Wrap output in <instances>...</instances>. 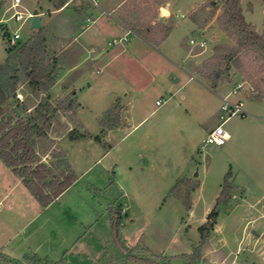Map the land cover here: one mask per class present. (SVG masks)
I'll use <instances>...</instances> for the list:
<instances>
[{
    "label": "rangeland",
    "instance_id": "obj_1",
    "mask_svg": "<svg viewBox=\"0 0 264 264\" xmlns=\"http://www.w3.org/2000/svg\"><path fill=\"white\" fill-rule=\"evenodd\" d=\"M23 1L31 10L37 2H43L38 10L43 12L46 21L45 25L39 27H42L46 38L45 61L50 63L57 59L58 62L56 81L61 70L62 51L65 50L69 56L64 62L66 66L82 53L78 39L72 40L74 31H82L86 27L82 24L80 28L75 27L76 11L80 10L78 17L84 19L90 9L85 4L72 6L73 3L68 1V7L58 17L55 12H50L58 5V0H49V4L45 0ZM116 1L102 0L99 4L109 8ZM140 1L124 0L121 7L120 14L125 15L123 20L129 27L137 24L135 6ZM167 2L171 3L169 8L177 16L167 13L161 17L160 10H168ZM167 2L155 9V17L162 23L158 26L155 24L154 38L151 40H158L165 28H171L176 18V31L166 42V47L158 46L157 49L165 55L166 48L181 49L177 62L186 71H183L177 84L167 85L164 73L169 68L167 63H160L161 58L152 47H142L137 56L125 53V73L141 90L138 95L130 91L124 98L130 113L129 124L135 125L142 118L145 119L117 149L106 155H103L108 149L106 144H98L92 139L76 147H67L68 157L75 164V174L83 173L85 169L87 171L76 184L79 192L73 198L72 205L70 201L67 202L70 208L77 211L76 216L80 219L75 236L78 242L68 249L63 259L56 260L57 264H156L162 257L169 264H264V256L259 254L260 251L264 254V97L261 100L253 99V93L251 95L249 92L252 83L234 69H231L230 85L226 84L221 90L211 88L194 71L214 53L215 46L233 44V35L224 31L216 18L222 12L220 0ZM213 2L218 3V7L214 16L209 18ZM0 3L3 7L0 8L1 13L8 16L6 9L9 0ZM240 3L244 19L255 25L259 33L264 31V0H241ZM2 24L0 29L3 30L6 27L1 28ZM8 26L9 31L17 28L12 21H8ZM96 26L92 25L83 34L87 36L92 33ZM36 29L31 28L30 20H25L19 26L18 41L29 39ZM158 29L161 32L157 33ZM199 33H203L207 46L204 49L189 48V37ZM103 44L108 48H122L121 42ZM6 56L4 38L0 32V64ZM96 67L98 65L92 70ZM157 73L159 79L147 84ZM188 74L195 78L187 81ZM75 75L76 72L71 73L55 86L54 81L49 91L53 104L67 97L75 100L72 92L64 87ZM98 76L100 74L91 72L90 86L84 84L83 88L80 87L82 93H79L81 101L89 105V109H83L81 113H85L90 128L95 126L94 113L101 107L104 96L103 88L92 82V79L101 78ZM257 78L264 86V73ZM237 83L240 87L230 95V99L241 100L247 114L231 115L223 122L230 138L222 146L201 147V140L208 130L222 121L220 98ZM168 92L171 96L164 100ZM16 93L18 100H23L27 105H35L44 96L27 86L23 73L19 74ZM156 100L160 104H156ZM76 108L75 101L72 110L58 111L47 129V137L38 139L36 150L42 162L53 161L55 154L60 150L63 152L61 143L71 141L67 137L68 123L72 124L71 129L75 133L83 131L74 118ZM88 146H95V149L87 152ZM0 166H5L1 160ZM196 169L198 176L193 177ZM229 170L233 183L231 199L220 207L215 233H211L213 227L208 242L201 247V259L190 262L194 245L199 240L198 227L214 206L224 175ZM118 178L124 185V191L117 186ZM182 178L200 185L199 193L190 196L192 212L176 195L179 193L182 196L185 182L181 189L172 190L176 181ZM87 190L92 193L91 197L84 194ZM256 233H261V237H257ZM20 262L32 264L25 258ZM0 264L16 263L0 257Z\"/></svg>",
    "mask_w": 264,
    "mask_h": 264
},
{
    "label": "trees",
    "instance_id": "obj_2",
    "mask_svg": "<svg viewBox=\"0 0 264 264\" xmlns=\"http://www.w3.org/2000/svg\"><path fill=\"white\" fill-rule=\"evenodd\" d=\"M57 6L72 0H58ZM167 0H141L136 6L137 24L130 29L145 40L154 38L153 29L158 22L155 9ZM241 0H220L222 12L216 17L221 28L233 35V44L230 46H215L214 53L194 69L198 77L215 88L218 83L231 80V69L236 70L246 81L252 83L249 92L253 99L261 100L264 97V86L257 76L264 73V31L258 32L255 25L247 22L243 16ZM218 3H212L209 18L215 14ZM158 11V10H157ZM155 17V19H153ZM156 30V29H155ZM160 38L154 43L163 40L169 33L170 27L165 28ZM161 32L160 29L157 33ZM7 56L0 64V160L21 179L26 189L33 195L42 207L54 201L76 179L71 164L60 150L49 163L41 161L36 150L38 139L47 137V129L51 120L58 111L72 110L75 100L69 97L61 101L50 100V88L55 81L58 70L57 59L46 62L45 34L42 27H38L29 39L10 45L8 34H2ZM23 73L27 86L44 96L35 105H27L17 98V82L19 74ZM252 92V93H251ZM123 106L119 99L115 100L99 119L102 127L100 134L93 135L83 130L76 132L71 129L67 133L69 140L93 139L101 142L105 129H111L119 124ZM185 182V183H184ZM184 192L176 195L181 199L187 210L191 208L190 193L198 184L189 179H178L172 190L182 185ZM231 171L224 175L221 190L216 197L215 204L206 215V220L198 227L199 240L194 245L189 258L190 262L201 259V247L207 241L213 229L220 207L231 199ZM181 189V188H180ZM117 222H114L116 224ZM0 257L16 264L19 260H10L0 252ZM32 264H57L48 258H40L33 254L24 256ZM156 264H169L166 258H161Z\"/></svg>",
    "mask_w": 264,
    "mask_h": 264
},
{
    "label": "crops",
    "instance_id": "obj_3",
    "mask_svg": "<svg viewBox=\"0 0 264 264\" xmlns=\"http://www.w3.org/2000/svg\"><path fill=\"white\" fill-rule=\"evenodd\" d=\"M48 1L49 0H45L46 3H48ZM72 1L74 2L72 6L78 5L77 3H79L82 5L85 4L90 9L88 16H86L84 19L78 17V14H80V10L76 11V15L74 17L76 18V21H74L76 25L75 27L80 28V24L86 26L82 31L79 29V31L77 32L74 31L72 39L73 41H76V38L78 39V45L81 47L80 52L82 53H80L79 57L75 60L72 59L71 65L66 66L64 62L66 59H68L69 56L65 53V50L62 51V53L64 52L61 58L63 63L61 62L60 64L61 70H59L60 73L56 78L54 86L57 85L58 82L66 80L71 73L76 72V75L68 80L64 84V87L66 90H70L72 92V96L77 103V108L75 109L74 113V118L76 119L77 123L80 124L82 130H86L93 135L100 134L102 127L99 124V119L104 115L110 105L115 102V100H120L121 104L124 106V109L122 111L119 124L114 128L105 129L101 137V142H97L92 139L98 144H106L108 149L103 153V155H106L109 151L117 149L120 143L124 141L126 136L132 130H134L135 127L140 124V122L145 119V117L142 118L135 125L129 124L130 113L127 103L124 101V98H126L125 96H127L130 91L133 95H138L141 90L138 89L136 83L131 81V78L129 79L125 73V68L123 66L124 61L127 59L125 53L129 52L130 56H137L142 47H152L151 49L153 51H156V53L161 58L159 60L160 63H167V67L169 68V70L165 71L164 73L166 84H177V82L183 76V71H186L184 70L183 65L177 62V58L181 49L174 50L173 48H166L167 54L165 55L158 52L157 48L158 46L166 47V42L176 31L178 22L177 19L174 18V23L171 26L168 35L163 40L155 43V46L152 45V40H145L136 35L129 38L125 43H122V48L120 49H114L113 47L108 48L103 44L104 42L109 43L116 37L120 38L126 33L127 29H130V27L127 26V24L123 20L125 15L123 13V15L120 14V10L121 7H123L124 0H117L115 3L110 4L109 8L100 5L102 9L112 12V16L101 14L99 9L92 7L86 0ZM22 3L23 6L26 7L23 0ZM42 3L43 2L41 1L37 2L38 5L35 4L32 10L35 7L38 8V6ZM68 3L69 2H66L63 5L53 7L54 9H52L50 12H55V14L59 15L58 17H60V15H63L61 11L66 10V8L68 7ZM1 5L2 3H0V8L2 9L3 7ZM167 5L168 10H166V12L169 13V15L171 14L173 16H177L176 14L174 15L173 11L169 8L171 3L167 2ZM1 9L0 24L3 23L1 28H8V22L4 23L2 20L7 16L1 13ZM38 11L40 25H45L46 20L43 17V12L41 10ZM87 17L93 18L94 21L86 22ZM95 24H97L96 29L92 33L85 36L86 34L83 33H85L88 28L90 29V27ZM256 30L259 31V29L257 28ZM181 48L186 54L183 46ZM148 61L152 62L151 59H149ZM157 63L158 60L155 61V64ZM96 65H98V67H96L95 70H92V67ZM143 67L144 69H148L147 66ZM157 68L159 67L157 66ZM91 72L100 74V76L98 77L101 78L92 79V82L97 83L104 90V96L102 97L103 101L100 103L101 107H99L98 111L94 113L95 126H93L92 128H90L86 123L85 113H81V110L83 109L88 110L89 105L81 101L82 99L79 96V93H82L81 91L83 90H81L80 87L83 88L84 84L90 86L89 82ZM188 75L189 76L186 79L187 81H191L190 79L195 78L194 75ZM157 78L159 79L158 73L153 75L147 84H152ZM226 84L230 85V82H220L215 88L221 90ZM203 85L205 86V84ZM229 92L230 91H228L225 95H227ZM167 94L168 95L164 100H167L171 96L170 92H168ZM241 103L244 108L242 101ZM89 113H91V111ZM68 126L69 127L67 128V131H69L73 127L70 123H68ZM226 133L228 134L229 139L230 135L227 131ZM89 140L91 139L81 138L61 143V145L63 146L62 149L64 155L71 164L74 172H76L75 164L71 162L68 157L67 147H73L74 145L76 147V145L85 143V141ZM91 149H95V146H88L87 152H91ZM88 156H90V154ZM86 171L87 169H85L83 173L77 174V179L69 187H67L49 205L42 207L39 202L33 197V195L26 189V187L21 182V179L16 176L9 167H7L6 165L0 166V252L10 260L22 261L24 259V256L33 254L39 256L40 258H48L51 261L59 260V258L60 260L63 259V257L66 256L68 249L75 246V244L78 242L75 239V236L76 229L80 225V219H78V216H76L77 211H75L73 207L70 208V204L67 205V202L70 201L72 205L73 198L76 197L79 192L77 188H75L76 184L79 178H81ZM117 186L120 191H124V185L122 184L120 178H118L117 180ZM199 189L200 185L198 184V186L191 191L190 196L193 197L195 194L199 193ZM84 194L87 197L92 196V193L88 190L85 191ZM192 207L190 209V212L193 211ZM89 216L90 215L88 214V217ZM205 219L206 218H204L203 220L205 221ZM216 227L217 224L215 223L214 229L211 231V233H215ZM261 235V233H258L257 237H261ZM248 239L251 242L250 236H248ZM207 242H205L204 245H206ZM259 254L264 256L261 251L259 252ZM203 255L204 254H202V256ZM94 258H96V256ZM217 264H219V262Z\"/></svg>",
    "mask_w": 264,
    "mask_h": 264
},
{
    "label": "built area",
    "instance_id": "obj_4",
    "mask_svg": "<svg viewBox=\"0 0 264 264\" xmlns=\"http://www.w3.org/2000/svg\"><path fill=\"white\" fill-rule=\"evenodd\" d=\"M92 7L100 10L101 14H105L107 16H112V12L106 11L101 8L100 1L101 0H86ZM6 12H8V16L3 18V22L12 21L17 24V28L13 31H9L8 28H4L1 30V34H8V44L13 45L20 38L19 26L24 23L25 20L32 19V10L27 9L23 6L22 0H9V4L7 6ZM94 19L91 17L86 18V22H93ZM136 36V33L131 29H127L126 33L120 38L112 39L109 44H115L118 42L125 43L129 38ZM191 49H204L207 46V40L203 37V33H199L198 35H193L189 37L188 44ZM240 87V84L237 83L231 89V91L220 98V106L219 109L221 111L220 118L222 121L215 125L201 140V147H205L207 145H216L222 146L226 140L228 139V134L226 133L223 122L231 115H239L244 116L247 114L246 110L243 108L241 101H235L230 99V95L236 93L237 89ZM158 104L159 101L157 100Z\"/></svg>",
    "mask_w": 264,
    "mask_h": 264
},
{
    "label": "water",
    "instance_id": "obj_5",
    "mask_svg": "<svg viewBox=\"0 0 264 264\" xmlns=\"http://www.w3.org/2000/svg\"><path fill=\"white\" fill-rule=\"evenodd\" d=\"M167 14V12L164 9L160 10V15L161 17H164ZM40 25V20H39V11L38 8H34L32 10V20H31V28L35 29L38 28ZM198 173H197V169L194 171L193 173V177H197ZM256 235H258V233H256Z\"/></svg>",
    "mask_w": 264,
    "mask_h": 264
}]
</instances>
